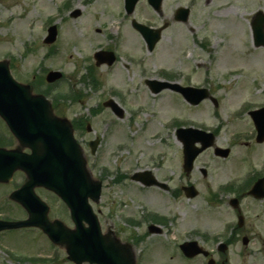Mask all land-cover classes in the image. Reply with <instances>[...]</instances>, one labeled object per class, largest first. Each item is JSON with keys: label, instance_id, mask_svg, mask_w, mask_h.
Wrapping results in <instances>:
<instances>
[{"label": "rangeland", "instance_id": "obj_1", "mask_svg": "<svg viewBox=\"0 0 264 264\" xmlns=\"http://www.w3.org/2000/svg\"><path fill=\"white\" fill-rule=\"evenodd\" d=\"M83 1L0 0V61H7L9 67L11 64L14 65L10 69L11 74L22 84H27L33 74L44 78L47 71H59L63 75V79L48 90L47 98L50 101L52 98L59 100L58 112L65 119L71 120L81 116L88 118L91 132L84 131L85 134L77 132L75 137L80 144L100 137L101 144L95 155L87 157V167L97 166L92 173L94 178L99 167L109 171L103 182L100 202L92 204L98 219L109 227L112 219L121 217V214H130L138 218L143 209H155L172 219L167 223L166 232L162 236L164 241L180 242L191 236L194 230L195 220L192 212L194 201L183 196L177 200L173 199L170 190L159 192L161 194L149 190L142 193L137 190L136 184L127 179L122 184H113L114 171L131 173L133 170L144 168H156L157 171V167L160 166L162 170L160 169L158 175L170 176L168 181L170 186L178 184L177 177L180 174L178 166L182 163L180 144L170 134L171 129L167 131L164 125L172 116H178L188 123L217 127L215 143L220 147H228L237 140L235 136L240 132L250 131L251 121L248 115L242 114L244 108L242 105L245 104L248 114L259 107L260 102L264 104V54H247L241 57L240 45L231 44L226 45L228 51L226 59L225 56L216 58L213 62L200 61V73L195 83L201 81V74L207 65L206 68L212 70L211 84L222 85L219 90L208 87L209 94L217 101L216 108L209 101H203L197 106H190L181 101L176 104L168 92L158 96L150 95L138 83L139 68L127 65L128 59L124 56H121L118 63L108 71L95 67L94 77L103 84V87L93 90L90 82L83 81V78L87 67L94 66L92 55L96 48L104 45V37L98 35L96 40H93L83 34L82 27L88 21L84 16L86 11H83L80 19H69L66 22L67 4L78 7ZM48 24H55L58 29L57 39L50 46L42 42ZM135 53L136 59L141 56L137 51ZM177 55L166 58L160 55L144 56L145 63L140 69L155 74L162 66L174 69L184 67L185 63L181 62ZM197 56H203V53L195 49L193 58L186 63L194 66ZM125 65L128 67L124 68ZM230 69H237V72L231 75ZM41 85V88L46 90L47 85ZM115 93H122L124 98L115 96ZM73 94L79 95L78 100L69 97L62 100L65 95ZM108 98L118 102L125 101L120 103L124 109L122 119H116L108 109L102 107V102ZM92 110H97V114H93ZM111 122L116 124L111 125ZM237 141L234 156L246 148L243 146V139ZM248 144L247 148L264 154V145L257 146L254 140ZM119 146L125 149H120ZM235 161L236 159L225 160L221 165L233 169ZM199 163L211 166L219 164L210 151L203 153L195 162L196 165ZM38 196L49 206L51 220L58 219L72 228L67 211L54 196L43 191H39ZM8 212L19 215L14 209ZM54 247L42 233L34 229L1 234L0 264H73L67 261L61 247ZM239 247L236 245L231 249L229 264H264L262 263L264 260L259 256L255 259H243L238 252ZM170 249L167 246V249L158 255L164 256L162 259L164 264H195L180 260L182 258L177 252L171 250L170 254ZM144 250L146 260L144 264L158 262L156 259L152 261L147 258L149 252L147 249ZM31 258L38 260L33 261Z\"/></svg>", "mask_w": 264, "mask_h": 264}, {"label": "flooded vegetation", "instance_id": "obj_2", "mask_svg": "<svg viewBox=\"0 0 264 264\" xmlns=\"http://www.w3.org/2000/svg\"><path fill=\"white\" fill-rule=\"evenodd\" d=\"M128 1L126 3V0H84L78 7L67 4L65 11L70 19H80L83 11H86L84 16L88 21L82 27L83 34L93 40H96L98 35H103L104 45L96 48L94 53L103 52L105 54L101 57L102 60L113 59L114 62L111 66L104 64L100 68L105 70L112 68L120 57L124 56L128 59L127 65L139 68L138 83L152 96L168 92L172 101L177 104L184 101L179 94V88H207L212 77V70L206 68L207 65L201 74V81L195 83L200 73V61L213 62L216 58L225 56L226 59L228 54L226 45H240L241 57L247 54H264V0ZM195 49L200 50L203 56H197L196 64L189 66L186 62L193 58ZM135 51L141 55L137 59ZM175 54H178V59L185 63L184 67L174 69L162 66L155 74L140 69L145 63L144 56L160 55L166 58ZM126 67L128 66L125 65L124 68ZM89 82L93 90L103 87L97 79L96 82ZM157 88L161 89L154 93L152 90ZM114 95L124 98L116 93ZM114 102L120 106V103L125 101ZM106 109L116 119L124 117V109L119 113L117 110ZM76 119L75 121H80L79 118ZM87 123L88 121H85L83 126L85 132ZM180 126L179 122H175L172 125L173 132L175 133ZM212 132L216 133L215 130ZM99 139L100 137L82 143L88 157L95 155L101 144ZM94 140H97V146L95 153H92L90 142ZM254 142L257 146L264 145V139ZM248 145V142H245L243 146L246 148L234 156L235 144H229L230 153L226 158L214 155L212 149L203 151L195 162L203 153L210 151L219 164L211 166L194 163L189 172H184L181 164L178 166L179 182L175 186L168 184L170 176L158 175L162 170L160 166L157 167V171L156 168L140 169L147 173L140 176V182L133 181L134 172L139 171L133 170L128 174L119 170L114 171L113 184H122L127 179L136 184L137 190L142 193L149 190L161 194L172 190L171 194L176 200L184 197L182 190L184 186H192L195 195L192 199H187L194 201L192 212L195 227L191 236L180 242H165L162 238L168 223L165 215L150 208L143 209L138 218L130 214H121V217L112 219L109 228L100 221L102 232L111 230V235L117 243L116 248L120 252L135 253L147 249L149 252L147 258L158 261L153 264H164L162 260L164 256L158 255L164 252L167 246L171 248L170 251L177 252L181 260L195 264H229L231 249L236 245L240 246L238 252L243 259H255L259 256L264 260V154L247 148ZM16 146V141L0 120V149L14 150ZM180 150L182 161V149ZM230 159H236L233 169L221 165L223 161ZM96 168V165H92L90 171L94 172ZM108 175V171L99 167L96 177L103 183ZM23 182L24 175L18 171L13 173L8 183H0L1 221L23 219V207L10 199V195L18 190ZM254 187L261 189L263 197L250 194ZM38 190L35 189V192ZM10 209H14L19 215L9 214ZM16 231H3L0 235L14 234ZM186 241H192L194 248L199 252L191 259L185 258L179 251L180 244ZM139 261V264L146 262L144 258H140Z\"/></svg>", "mask_w": 264, "mask_h": 264}, {"label": "water", "instance_id": "obj_3", "mask_svg": "<svg viewBox=\"0 0 264 264\" xmlns=\"http://www.w3.org/2000/svg\"><path fill=\"white\" fill-rule=\"evenodd\" d=\"M55 37L52 28L46 42ZM58 72H50L46 80L60 78ZM193 95V94H192ZM191 97L190 93L185 95ZM0 116L18 139L32 148V155L20 158L31 182L28 188L39 185L54 191L69 206L76 224L73 234L50 229L43 214L32 209L31 220L18 225L42 226L54 241L68 239L71 259L76 262L87 260L97 264H114L102 250L95 216L87 204V198L97 199L99 185L88 180L80 150L72 136L69 125L52 116L43 97L32 96L27 86L17 84L10 76L7 66L0 63ZM190 144L193 146V143ZM196 152L186 142L185 165H190ZM7 153H0L6 156ZM3 170H0V175ZM82 221L88 224L84 229ZM13 227L14 224H3Z\"/></svg>", "mask_w": 264, "mask_h": 264}]
</instances>
